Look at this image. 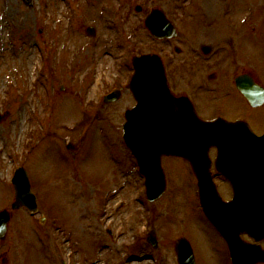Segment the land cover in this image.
<instances>
[{"label":"rangeland","instance_id":"rangeland-1","mask_svg":"<svg viewBox=\"0 0 264 264\" xmlns=\"http://www.w3.org/2000/svg\"><path fill=\"white\" fill-rule=\"evenodd\" d=\"M185 2L158 4L179 30L201 19L229 26L231 34L237 26L244 33L236 41L238 62L264 82V0ZM151 3L0 0V208H9L8 182L18 164L38 199L34 215L25 208L13 212L0 264H123L132 256L178 264L174 241L180 236L189 240L196 264H230L222 238L198 209L188 163L163 157L165 192L148 201L121 136L123 113L134 99L124 90L115 102L102 100L127 82L131 57L150 52L143 18ZM89 26L93 34L85 31ZM234 112L255 128L264 124V105L250 109L238 99ZM216 181L229 198L228 184ZM149 233L156 235L154 247Z\"/></svg>","mask_w":264,"mask_h":264},{"label":"water","instance_id":"water-1","mask_svg":"<svg viewBox=\"0 0 264 264\" xmlns=\"http://www.w3.org/2000/svg\"><path fill=\"white\" fill-rule=\"evenodd\" d=\"M26 1L31 4L30 0ZM161 15L160 10L152 11L145 19V26L151 32L153 23L158 24L159 35L162 31ZM166 27L174 32L170 23ZM88 30L92 32L93 28ZM133 59L135 73L129 86L137 104L125 112L127 121L123 137L146 176L147 197L154 200L165 189L160 167L162 154L187 158L197 176L203 210L227 241L232 263L264 262V250L258 244L247 243L240 238L243 232L255 240L264 238V135H254L243 121L200 120L186 99L172 97L158 58L144 54ZM238 87L254 105L264 97L263 91L254 93L252 86L243 81H238ZM117 93L106 99L115 100ZM211 145L217 148L216 170L232 186L233 198L230 201H223L215 190L209 171L211 161L207 155ZM13 184L15 198L11 208L25 206L35 211L36 197L23 169L17 172ZM11 213L7 209L0 210L1 238L5 236ZM148 238L152 244L156 243L155 235ZM176 251L180 264H194L186 239L177 240Z\"/></svg>","mask_w":264,"mask_h":264},{"label":"flooded vegetation","instance_id":"flooded-vegetation-1","mask_svg":"<svg viewBox=\"0 0 264 264\" xmlns=\"http://www.w3.org/2000/svg\"><path fill=\"white\" fill-rule=\"evenodd\" d=\"M152 1V6L161 7L165 15L177 24L176 19L158 4L159 0ZM181 2L186 3L185 0ZM187 5L188 2L184 7ZM201 6L207 16L212 14L208 7ZM228 28L218 22L201 19L191 24L187 31L179 30L177 37H152L151 52L159 55L163 63L170 91L177 97L190 98L201 118H244L252 126L245 114L234 112L238 99L252 108L238 90L236 79L239 74H249L257 84H264L251 69L242 67L238 62L236 41H240L244 33L236 31V26L231 34ZM252 129L260 134L264 132V124L258 128L252 126Z\"/></svg>","mask_w":264,"mask_h":264},{"label":"bare ground","instance_id":"bare-ground-1","mask_svg":"<svg viewBox=\"0 0 264 264\" xmlns=\"http://www.w3.org/2000/svg\"><path fill=\"white\" fill-rule=\"evenodd\" d=\"M123 264H148V261L146 258H141V257H128V259H125L123 261Z\"/></svg>","mask_w":264,"mask_h":264}]
</instances>
